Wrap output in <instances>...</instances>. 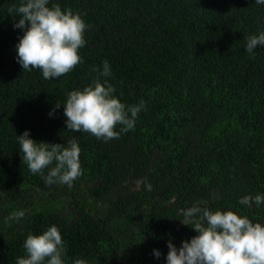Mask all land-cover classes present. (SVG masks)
<instances>
[{
  "label": "trees",
  "instance_id": "obj_1",
  "mask_svg": "<svg viewBox=\"0 0 264 264\" xmlns=\"http://www.w3.org/2000/svg\"><path fill=\"white\" fill-rule=\"evenodd\" d=\"M20 2L0 0V264H16L27 235L51 226L61 232L64 264H167L169 241L179 248L197 235L181 223L196 204L264 225V204L241 203L264 195V47L245 49L264 30V5L49 0L89 27L82 63L46 80L17 62L24 29L8 8ZM104 61L111 75L101 83L127 106L145 102L135 127L111 141L67 130L63 108ZM25 131L36 142L76 139L82 174L71 188L45 183L54 164L29 171L17 139ZM18 210L25 217L5 223Z\"/></svg>",
  "mask_w": 264,
  "mask_h": 264
},
{
  "label": "clouds",
  "instance_id": "obj_2",
  "mask_svg": "<svg viewBox=\"0 0 264 264\" xmlns=\"http://www.w3.org/2000/svg\"><path fill=\"white\" fill-rule=\"evenodd\" d=\"M264 5V0H255ZM49 5V0H21L18 7L8 8V13L19 17L14 27L24 29L16 45L17 62L24 71L38 69L44 79L60 78L82 63L78 50L85 46V32L89 27L80 13L71 9L62 11L59 4ZM257 46L264 47V30L246 38V52L255 53ZM99 75L82 91L68 93L63 106L67 130L90 133L97 139L111 141L119 139L121 132L135 127L138 114L144 110L145 102L127 106L114 96L115 88L101 77H109L111 68L104 61L102 70L93 68ZM56 108L61 106L57 103ZM54 111L49 113L50 117ZM121 125L120 131H116ZM23 163L31 173H41L49 168L45 183L73 186L82 174L81 148L76 139L65 144L36 142L29 131L17 136ZM4 192H0L3 195ZM245 205L264 204V195L241 200ZM201 204L193 205L183 212L181 223L189 225L196 233L177 248L171 241L167 264H264V225L253 223L247 216L241 217L233 211L210 210ZM25 210L12 212L5 220L19 222ZM25 255L16 259V264H64L62 260L63 240L56 226L43 234H28L23 243ZM159 259L161 252L154 250ZM74 264H87L76 259Z\"/></svg>",
  "mask_w": 264,
  "mask_h": 264
}]
</instances>
